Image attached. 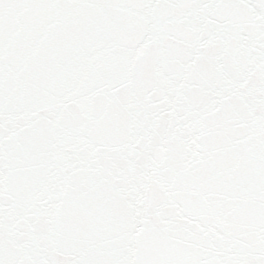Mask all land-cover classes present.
<instances>
[{"label": "snow or ice", "instance_id": "snow-or-ice-1", "mask_svg": "<svg viewBox=\"0 0 264 264\" xmlns=\"http://www.w3.org/2000/svg\"><path fill=\"white\" fill-rule=\"evenodd\" d=\"M0 264H264V0H0Z\"/></svg>", "mask_w": 264, "mask_h": 264}]
</instances>
